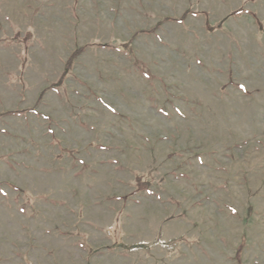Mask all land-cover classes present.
I'll return each instance as SVG.
<instances>
[{
  "label": "rangeland",
  "instance_id": "374dc122",
  "mask_svg": "<svg viewBox=\"0 0 264 264\" xmlns=\"http://www.w3.org/2000/svg\"><path fill=\"white\" fill-rule=\"evenodd\" d=\"M0 264H264V0H0Z\"/></svg>",
  "mask_w": 264,
  "mask_h": 264
},
{
  "label": "trees",
  "instance_id": "16d2710c",
  "mask_svg": "<svg viewBox=\"0 0 264 264\" xmlns=\"http://www.w3.org/2000/svg\"><path fill=\"white\" fill-rule=\"evenodd\" d=\"M72 60V57L69 59V61L67 62L68 63V66H67V68L68 67H70V64H71V61ZM66 72V71H65ZM242 245H243V243H241L240 245H239V247H238V251H240L241 249H242Z\"/></svg>",
  "mask_w": 264,
  "mask_h": 264
}]
</instances>
